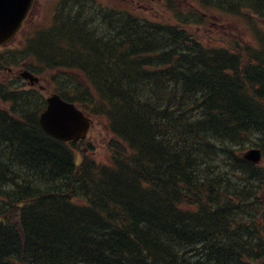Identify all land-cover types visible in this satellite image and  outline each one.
<instances>
[{"label": "trees", "instance_id": "16d2710c", "mask_svg": "<svg viewBox=\"0 0 264 264\" xmlns=\"http://www.w3.org/2000/svg\"><path fill=\"white\" fill-rule=\"evenodd\" d=\"M202 2L264 17V0ZM85 3L0 66L30 61L105 122L108 162L47 135L44 95L0 76V264H264V167L242 159L264 150V30L214 48L187 29L201 17ZM163 169L182 190L165 203L149 182Z\"/></svg>", "mask_w": 264, "mask_h": 264}, {"label": "rangeland", "instance_id": "374dc122", "mask_svg": "<svg viewBox=\"0 0 264 264\" xmlns=\"http://www.w3.org/2000/svg\"><path fill=\"white\" fill-rule=\"evenodd\" d=\"M105 2H109V3H112L114 2L115 6L118 7L121 11L123 12H127V9H129L131 12L136 13V14H139L140 16L142 17H146V16H149V15H154L152 18H149L151 20H154L155 17L156 18H160V16L158 15L157 13V5H156V8H155V4H152V5H148L146 3H143V2H138V0H104ZM187 2H190L191 0H185ZM58 0H38V2H35L34 4V7L32 9V14H31V17L27 23V25L25 26V29L23 31V33H26L28 35L31 36V34L33 33V30L35 28H37L38 24L39 25H42L46 22H48L50 20V17H51V13L53 14L54 11H55V8L57 6V3ZM131 6V7H130ZM67 7H70L72 8V3L70 6H67ZM160 7V6H159ZM87 8H94V6L91 4L90 6H88ZM180 10H183V7L180 8ZM219 14L217 13L216 15L214 14L213 16H218ZM253 20L258 24V20L257 19H254ZM29 22L31 25L34 24L33 27H31L29 25ZM215 22V29H210L209 25L207 23L205 28H209L208 30L204 31V34L205 33H211L210 35L208 36H201L202 39L204 40H207V41H210V40H215V39H218L220 40L222 37L224 36H221V32L223 31H228L230 33L233 34V36H235L242 44V38L245 36V33H244V24L242 22L239 21V24H237L236 21L232 22V23H225V22H221V20H213V24ZM238 26L237 29L235 26ZM219 30H216L218 29ZM239 28V30H238ZM203 30H197V32H201ZM232 31V32H231ZM243 31V32H241ZM22 33V34H23ZM244 33V35L242 34ZM212 35L215 37L213 38ZM247 38V34L245 36ZM244 39V38H243ZM213 40V41H214ZM20 41V38L16 40V43H18ZM13 45V46H12ZM11 45V47H9V51H11V49L13 48H16L17 46L20 47V44L16 45L15 43H13ZM2 50H0V53H1ZM9 60L13 61L15 59V55L12 56V53L9 54ZM23 63V61H22ZM22 63L21 61H16V63L10 65L12 66V68L14 69L13 71L15 73H19L23 70V67H22ZM3 77H4V80L6 79H9V75L7 76V73H2ZM14 75V74H13ZM41 86L43 87H49V85L47 83L50 84V81L49 79H45L43 77H41ZM26 85L24 84L23 87H25ZM29 87H25L24 90H29L27 89ZM35 89H30L29 91L31 90H39V87H34ZM10 106V104H7V103H1L0 102V108L4 109L5 112H8L7 110V107ZM92 129L90 131V134L88 136V139L85 141L84 143V146H83V149H85L84 151H88L89 153V156H93L95 157V159H97L98 161L100 162H108V155H107V147H108V143L111 141V135L110 133L107 131V128H106V125H105V122L103 121H100V120H97L95 121L93 119L92 121Z\"/></svg>", "mask_w": 264, "mask_h": 264}, {"label": "water", "instance_id": "95a60500", "mask_svg": "<svg viewBox=\"0 0 264 264\" xmlns=\"http://www.w3.org/2000/svg\"><path fill=\"white\" fill-rule=\"evenodd\" d=\"M31 1L0 0V45L7 43L14 36ZM22 77L30 80L31 85L38 82L28 72L23 73ZM40 124L46 133L64 142H77L85 138L91 125L83 113L58 95L48 99V106L40 117ZM245 158L257 163L260 155L259 152H251Z\"/></svg>", "mask_w": 264, "mask_h": 264}, {"label": "bare ground", "instance_id": "6f19581e", "mask_svg": "<svg viewBox=\"0 0 264 264\" xmlns=\"http://www.w3.org/2000/svg\"><path fill=\"white\" fill-rule=\"evenodd\" d=\"M71 3V1H68L67 6H70ZM168 171V169H163L158 175L153 174L149 178V182H152L154 191H156V195L162 203H165L168 197L178 198L182 192L179 181L165 176V173H168ZM173 187L174 191L172 190Z\"/></svg>", "mask_w": 264, "mask_h": 264}]
</instances>
